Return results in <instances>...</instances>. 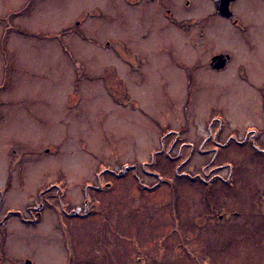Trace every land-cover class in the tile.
I'll return each instance as SVG.
<instances>
[{"label":"rangeland","instance_id":"obj_1","mask_svg":"<svg viewBox=\"0 0 264 264\" xmlns=\"http://www.w3.org/2000/svg\"><path fill=\"white\" fill-rule=\"evenodd\" d=\"M33 1L0 0V218L16 213L0 264H264V1L232 3L241 26H209L219 47L202 58L237 54L195 81L181 65H202L198 46L166 8L206 15L207 0ZM235 198L242 216L221 220Z\"/></svg>","mask_w":264,"mask_h":264},{"label":"flooded vegetation","instance_id":"obj_2","mask_svg":"<svg viewBox=\"0 0 264 264\" xmlns=\"http://www.w3.org/2000/svg\"><path fill=\"white\" fill-rule=\"evenodd\" d=\"M156 0H139L137 1V3H130L129 0H127V4L128 5H133L134 7L140 5V4H148L150 2H155ZM159 1V0H158ZM210 3V6L212 8V11H209L208 14L206 15H191L190 17H183V18H177V17H172L174 16L173 14H171V10L169 8H166V13H169V17L172 20H179V24H180V28L183 31V33H186V35H190V38L192 39V41H195L197 46L196 47L198 49V53L203 50V47L208 46L207 44H210L212 42H214L211 38V34H210V28L209 26L216 24L217 21L221 20H225L227 22H231L235 25H240V18H238L235 10L233 9V2H237L238 0H234L231 2L230 7L231 10L233 11V15L230 17L221 15L217 10H216V6H215V1L214 0H207ZM264 1V0H263ZM34 1L33 0H24V3L26 4V6L28 5V7L30 6V4H32ZM264 3V2H263ZM149 5V4H148ZM186 5L189 7L191 5L190 1H187ZM136 10H138V8H136ZM210 13V14H209ZM101 14V13H100ZM172 15V16H171ZM76 25H79L80 22L76 21L75 23ZM194 28L195 30L193 32H187L189 31L191 28ZM62 35L64 34V32L61 33ZM223 42V41H222ZM215 45H212L211 48H218L219 45L217 42H214ZM106 47L113 49L118 55L119 58L121 59V61L123 63H126L129 67H137L139 62H140V58L137 57L139 54L141 53H137V52H132L130 47L124 43L123 41L117 40V41H108L106 43ZM202 52L199 53L200 56H198L199 58L196 59L197 62H202V65L197 64L196 66L192 65L194 67V69H192V66H187L185 63H182L183 65H181V68H183L184 72L186 73V78L189 79L190 81H195L196 79L202 78V70H207L210 69L212 71H224L227 69V67L229 66V64L234 61V55L236 56L237 52L235 51H231L229 48L222 46V48L218 49V50H213L210 55H209V59L204 60V58H202L201 56ZM217 56H221V62H219V65H215L214 64V60L216 59ZM218 59V58H217ZM216 59V60H217ZM195 61V62H196ZM236 69L239 73V77L247 82H250L249 78L246 76L245 77V73L249 74V72H247L248 69V64H246V62L244 61H239L236 64ZM196 70V71H195ZM245 71V72H244ZM255 129V125H250ZM16 151H14L15 154ZM18 155V154H17ZM14 158H16V156H14ZM13 158V159H14ZM17 164V163H15ZM16 167V166H15ZM15 170V169H14ZM8 184V183H7ZM101 188V185H100ZM9 189V187H3L2 189H0V193L3 194L4 192H6ZM3 190V191H2ZM236 193L237 191H235V197H236ZM264 196V194H263ZM233 201H236V198L233 199ZM86 204L85 206V211L88 207V203L87 200L85 201ZM244 202V201H239L237 202L238 204L234 206V210H230L229 212H224L226 211V209L224 211H222V213L219 214V218L221 220H223V217H227L226 215H228V217L233 216V219H237L239 217L242 216V210H244V208H242L240 206V204ZM40 207V208H39ZM43 208V204L37 206L36 208L34 207H28L27 211L29 212L30 216H26L22 213H20L19 217L22 219V221L24 222H32L35 223L37 222L39 219V217L42 215V209ZM207 209H199V211L202 213H204L205 217H204V222H206V219L208 217H211L215 215V212L217 211L215 208V206H213L211 204L210 208L209 206H206ZM224 209V207H222ZM44 209V208H43ZM75 212V211H74ZM13 212L10 211L8 215L4 216L3 220L0 218V223L2 224H6L7 220L10 217V214H12ZM16 214V213H13ZM227 217V218H228ZM260 217L262 218L261 220H259L261 223H263L264 225V213H260ZM243 224L245 223V220H240ZM238 227L237 225L231 224L228 221V227H226V230L228 229H234ZM189 227L185 225L184 227V234H181L183 239H189V235H188V231H189ZM183 233V232H182ZM3 246H0V257L2 259V257L4 255L7 256L6 252L4 251ZM259 253V252H258ZM5 260V259H4ZM3 260V261H4ZM257 262V260H256ZM25 264H32V261L29 259H26Z\"/></svg>","mask_w":264,"mask_h":264},{"label":"water","instance_id":"obj_3","mask_svg":"<svg viewBox=\"0 0 264 264\" xmlns=\"http://www.w3.org/2000/svg\"><path fill=\"white\" fill-rule=\"evenodd\" d=\"M214 1H215L216 10L221 15H224L227 17H230L233 15V11L231 10L230 4L234 0H214ZM216 59L214 60L213 66L219 65V62H221V56H217Z\"/></svg>","mask_w":264,"mask_h":264},{"label":"trees","instance_id":"obj_4","mask_svg":"<svg viewBox=\"0 0 264 264\" xmlns=\"http://www.w3.org/2000/svg\"><path fill=\"white\" fill-rule=\"evenodd\" d=\"M54 37H56V36H54ZM58 37H62V34H61V36H58ZM67 51L70 53V55H72L71 52H70L69 50H67ZM75 62H76V64H79V65L81 64V65H82V62L79 61V60H76ZM75 62H74V63H75ZM82 66H83V65H82ZM82 68H83V67H82ZM80 74H81V70H80V72H79V76H80ZM14 169H15V163L13 162L12 165H11V171L13 172ZM11 178H12V174L9 176V181H7L8 184L6 185V186L9 187V188H10V183H11L10 180H11ZM173 203H174V202H173ZM69 259H70V258H69Z\"/></svg>","mask_w":264,"mask_h":264},{"label":"bare ground","instance_id":"obj_5","mask_svg":"<svg viewBox=\"0 0 264 264\" xmlns=\"http://www.w3.org/2000/svg\"><path fill=\"white\" fill-rule=\"evenodd\" d=\"M224 29V28H223ZM225 33V32H224ZM57 254H58V252H57Z\"/></svg>","mask_w":264,"mask_h":264}]
</instances>
